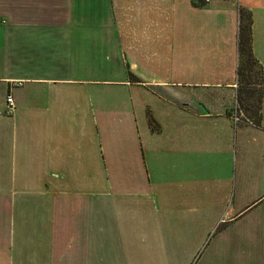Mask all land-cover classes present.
<instances>
[{
  "label": "crops",
  "instance_id": "0c3cea01",
  "mask_svg": "<svg viewBox=\"0 0 264 264\" xmlns=\"http://www.w3.org/2000/svg\"><path fill=\"white\" fill-rule=\"evenodd\" d=\"M240 7L264 77V0H0V264H264Z\"/></svg>",
  "mask_w": 264,
  "mask_h": 264
},
{
  "label": "trees",
  "instance_id": "16d2710c",
  "mask_svg": "<svg viewBox=\"0 0 264 264\" xmlns=\"http://www.w3.org/2000/svg\"><path fill=\"white\" fill-rule=\"evenodd\" d=\"M239 28H238V52H239V62L237 66V81H238V95L237 100L240 104V108L244 111L246 119H250L260 125L261 113H262V96H263V85L264 77L262 68L258 64V60L255 58L252 45V28H253V18L251 11L240 7L239 11ZM258 66L260 81L258 82L259 89H252L249 84H252L253 79V68L254 65ZM256 97L257 105L255 109L252 107L253 104L246 103L247 99H253ZM250 112V115L246 112Z\"/></svg>",
  "mask_w": 264,
  "mask_h": 264
},
{
  "label": "built area",
  "instance_id": "2783aa9c",
  "mask_svg": "<svg viewBox=\"0 0 264 264\" xmlns=\"http://www.w3.org/2000/svg\"><path fill=\"white\" fill-rule=\"evenodd\" d=\"M205 1H210V0H205ZM15 106H16V102L15 99L12 95V93H8L7 97H6V106H5V110L7 113H12L15 110ZM239 108L236 106L234 109V112L232 113V117L235 120V122H241V115L239 113Z\"/></svg>",
  "mask_w": 264,
  "mask_h": 264
},
{
  "label": "rangeland",
  "instance_id": "374dc122",
  "mask_svg": "<svg viewBox=\"0 0 264 264\" xmlns=\"http://www.w3.org/2000/svg\"><path fill=\"white\" fill-rule=\"evenodd\" d=\"M253 79H252V84H249L248 87L252 88V89H259L258 87V82L260 81V74H259V69L258 66L255 64L254 68H253ZM251 103L253 104V108L255 109L256 105H257V100L256 97H254L253 99H247L246 103ZM246 114L250 115V112H246Z\"/></svg>",
  "mask_w": 264,
  "mask_h": 264
}]
</instances>
